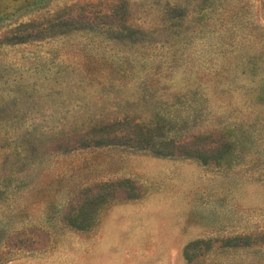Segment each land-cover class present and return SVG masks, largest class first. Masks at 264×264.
<instances>
[{"label":"rangeland","instance_id":"obj_1","mask_svg":"<svg viewBox=\"0 0 264 264\" xmlns=\"http://www.w3.org/2000/svg\"><path fill=\"white\" fill-rule=\"evenodd\" d=\"M0 264H264V0H0Z\"/></svg>","mask_w":264,"mask_h":264},{"label":"trees","instance_id":"obj_2","mask_svg":"<svg viewBox=\"0 0 264 264\" xmlns=\"http://www.w3.org/2000/svg\"><path fill=\"white\" fill-rule=\"evenodd\" d=\"M80 198H82V197H80ZM83 204H84V203H82V204L80 205V208L82 207ZM65 218H68V216H66Z\"/></svg>","mask_w":264,"mask_h":264}]
</instances>
